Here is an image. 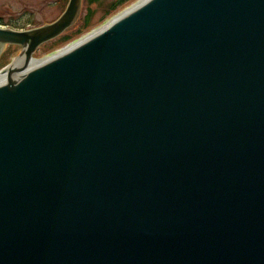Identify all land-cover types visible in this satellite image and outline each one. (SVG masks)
Listing matches in <instances>:
<instances>
[{
	"label": "water",
	"instance_id": "obj_1",
	"mask_svg": "<svg viewBox=\"0 0 264 264\" xmlns=\"http://www.w3.org/2000/svg\"><path fill=\"white\" fill-rule=\"evenodd\" d=\"M143 1L0 27V264H264V0Z\"/></svg>",
	"mask_w": 264,
	"mask_h": 264
},
{
	"label": "rangeland",
	"instance_id": "obj_2",
	"mask_svg": "<svg viewBox=\"0 0 264 264\" xmlns=\"http://www.w3.org/2000/svg\"><path fill=\"white\" fill-rule=\"evenodd\" d=\"M116 0H104L100 5H92L90 9L95 12L94 18L91 21L90 29L78 34L83 27V21L88 15L89 6L84 0L82 14L77 22V25L70 28L61 38L72 36V39L67 43H61V38L46 43L34 55V58L45 60L47 57L57 54L69 46L78 43L80 40L87 38L91 33L101 30L104 26L110 23L111 19L120 15L133 5L142 2L143 0H133L130 3L122 6L116 12L109 15V6ZM69 0H0V20L3 22L0 27L15 29L18 31L32 30L45 26V24L54 23L61 17ZM27 26L26 28H23ZM21 53V48L17 46H9L5 48L4 53L0 57V71L13 62V58Z\"/></svg>",
	"mask_w": 264,
	"mask_h": 264
},
{
	"label": "trees",
	"instance_id": "obj_3",
	"mask_svg": "<svg viewBox=\"0 0 264 264\" xmlns=\"http://www.w3.org/2000/svg\"><path fill=\"white\" fill-rule=\"evenodd\" d=\"M86 3L88 4L89 6V13L87 15V17L84 19L83 21V27L79 30L78 34L84 32L85 30H88L90 29L92 23L91 21L93 20L94 18V15H95V12H93L90 7L92 5H100V3L104 2V0H85ZM131 1L133 0H116L114 2L111 3V5L109 6V15H111V13L113 12H116L118 9L122 8V6H125L126 4L130 3ZM3 22L0 20V25L2 24ZM27 26L23 27V28H26ZM72 39V36L68 35V36H65L64 38H61V43H67L68 41H70Z\"/></svg>",
	"mask_w": 264,
	"mask_h": 264
},
{
	"label": "bare ground",
	"instance_id": "obj_4",
	"mask_svg": "<svg viewBox=\"0 0 264 264\" xmlns=\"http://www.w3.org/2000/svg\"><path fill=\"white\" fill-rule=\"evenodd\" d=\"M144 2V1H143ZM142 3V2H141ZM140 3V4H141ZM138 5V3L137 4H135V5H133V7H135V6H137ZM133 7H131V8H133ZM130 8V9H131ZM127 10H129V9H127ZM125 12V11H124ZM123 12V13H124ZM123 13H121L120 15H118V16H122V14ZM111 23V22H110ZM108 25V24H107ZM105 27V26H104ZM97 32H99V31H96V33ZM93 34V33H92ZM92 34L89 36V37H91L92 36ZM95 34V33H94ZM93 34V35H94ZM86 39L84 38V40L82 39V41H85ZM82 41H79V42H82ZM79 42L78 43H76V44H74L73 46H76V45H78L79 44ZM72 46V47H73ZM71 47V48H72ZM67 49H70V46H69V48H67ZM64 52H60V53H57V54H55V55H52V56H50V57H47L44 61L46 62L47 60H49V59H52V57H57V55H60V54H63V53H65L67 50L65 49V50H63ZM39 63V62H38ZM11 75H0V84H2L3 83V81H6V80H8L9 79V77H10Z\"/></svg>",
	"mask_w": 264,
	"mask_h": 264
}]
</instances>
